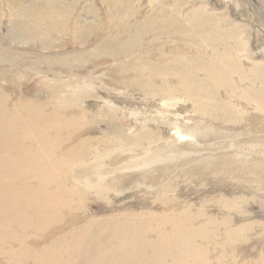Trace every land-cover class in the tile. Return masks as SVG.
Instances as JSON below:
<instances>
[{
  "label": "rangeland",
  "instance_id": "rangeland-1",
  "mask_svg": "<svg viewBox=\"0 0 264 264\" xmlns=\"http://www.w3.org/2000/svg\"><path fill=\"white\" fill-rule=\"evenodd\" d=\"M263 90L264 0H0V264H264Z\"/></svg>",
  "mask_w": 264,
  "mask_h": 264
},
{
  "label": "bare ground",
  "instance_id": "bare-ground-1",
  "mask_svg": "<svg viewBox=\"0 0 264 264\" xmlns=\"http://www.w3.org/2000/svg\"><path fill=\"white\" fill-rule=\"evenodd\" d=\"M208 39H209V38H208ZM244 70H246V69H244ZM242 73H243V72H242ZM210 74H211V73H210ZM240 76H242V75H240ZM202 77H203V76H202ZM208 78H209V77H208ZM242 78H243V77H242ZM242 78H241V79H242ZM239 79H240V78H239ZM243 79H245V78H243ZM206 80H207V79H206ZM214 80H215V79H214ZM214 83H215V82H214ZM215 84H216V83H215ZM215 84H214V86H215ZM70 87H71V86H70ZM248 88H249V87H248ZM249 89H250V88H249ZM249 89H248V91H249ZM262 89H263V88H262ZM211 90H212V89H211ZM263 91H264V90H263ZM242 92H243V91H242ZM259 92H260V91H259ZM1 93H2V92H0V94H1ZM261 93H262V92H261ZM247 95H248V94H247ZM256 95H257V94H256ZM253 96H254V95H253ZM261 96H262V95H261ZM1 97H2V96H1ZM256 97H257V96H256ZM0 99H1V98H0ZM3 99H4V97H3ZM259 99L261 100V97H260ZM2 102H4V101H2ZM257 102L259 103V101H257ZM262 102H263V101H262ZM1 104H2V103H1ZM5 104H6V103H5ZM15 105H16V104H15ZM28 105H29V104H28ZM258 105H259V104H258ZM0 106H1V105H0ZM12 106H14V104H13ZM17 106H18V105H17ZM17 106H16V107H17ZM29 107H30V105H29ZM2 108H3V107H2ZM37 108H38V107H37ZM3 109H4V108H3ZM3 109H2V110H3ZM35 109H36V108H35ZM6 110H8V109H6ZM39 110L41 111V109H39ZM9 111H10V110H9ZM34 111H35V110H34ZM34 111H33V112H34ZM17 112H18V111H17ZM23 112H24V111H23ZM30 112H31V111H30ZM44 112H45V111H44ZM31 113H32V112H31ZM5 114H6V113H4V115H5ZM8 114H9V113H8ZM9 115H10V114H9ZM14 116H15V115H14ZM23 116H24V115H23ZM5 117H6V116H5ZM7 117H8V116H7ZM32 118H33V117H32ZM44 118H45V117H44ZM52 118H53V116H52ZM55 118H56V117H55ZM59 118H60V117H59ZM39 119H40V118H39ZM12 120H13V119H12ZM24 120H25V119H24ZM46 120H48V119L46 118ZM46 120H44V121H46ZM58 120H59V119H58ZM72 120H73V119H72ZM0 121H2L1 117H0ZM3 121H4V120H3ZM6 121H7V120H6ZM16 121H17V120H16ZM39 121H40V120H39ZM42 122H43V121H42ZM48 122H50V120H48ZM67 122H68V121H67ZM13 123H14V122H13ZM45 123H47V122H45ZM0 124L2 125L1 128H2V130H3V129H4L3 126H5V125H3L2 122H0ZM20 124H22V126H23V123H22V122H21ZM26 124H28V123H26ZM36 125H37V123H36ZM55 125H56V124H55ZM63 125H66V124H63ZM24 126H25V125H24ZM42 126H43V125H42ZM47 126H48V125H47ZM15 127H16V126H15ZM25 127H26V126H25ZM27 127H28V126H27ZM39 127H40V126H39ZM43 127H44V126H43ZM43 127H42V128H43ZM49 127H50V126H49ZM32 128H33V127H32ZM32 128H31V129H32ZM45 128H46V127H45ZM52 128H54V127H52ZM58 128H59V127H58ZM66 128H67V127H66ZM28 129H29V127H28ZM39 129H40V128H39ZM39 129H38V130H39ZM54 129H56V128H54ZM63 129H65V128H63ZM11 130H14V129H11ZM21 130H22V129H21ZM26 130H27V129H26ZM29 130H30V129H29ZM43 130H44V129H43ZM60 130H62V128H61ZM14 131H15V130H14ZM40 131H41V130H40ZM40 131H39V132H40ZM49 131H50V130H49ZM7 132H8V131H7ZM22 132H23V131H22ZM31 132H33V131H30V133H31ZM35 132H36V131H34L33 133H35ZM42 132H43V131H42ZM46 132H47V131H46ZM16 133H17V132H16ZM27 133H28V131H27ZM67 133H68V131H67ZM2 134H4V133H2ZM17 134H18V133H17ZM17 134H16V135H17ZM20 134H21V133H20ZM50 134H51V133H50ZM50 134H49L48 136H50ZM6 135H7V134H6ZM13 135H14V134H13ZM13 135H12V136H13ZM16 135H14V136H16ZM18 135H19V134H18ZM60 135H61V134H60ZM60 135H58V136H60ZM8 136H9V135H8ZM29 136H30V135H29ZM41 136H42V134H41ZM41 136H40V137H41ZM51 136H52V135H51ZM54 136H55V135H54ZM5 137H6V136H5ZM34 137H35V136H34ZM40 137H39V135H38V139H39V140H41ZM11 138H12V137H11ZM13 138H14V137H13ZM18 138H19V137H18ZM44 138H45V137H44ZM58 138H59V137H58ZM19 139H20V138H19ZM19 139L16 140V141L18 142ZM27 139H29V138H27ZM53 139L55 140V138H53ZM56 139H57V138H56ZM59 139H60V138H59ZM59 139H58V140H59ZM7 140H9V138H8ZM34 140L37 141L36 137L34 138ZM39 140H38V141H39ZM51 140H52V138H51ZM54 140H53V141H54ZM24 141H25V140H24ZM36 141H35V142H36ZM46 141H47V140H46ZM0 142H3V141H1V139H0ZM10 142H13V141H10ZM10 142H9V143H10ZM14 142H15V141H14ZM30 142H31V141H30ZM39 142H40V141H39ZM19 143H20V142H19ZM22 143L24 144V142H22ZM22 143H21V145H23ZM26 143H27V142H26ZM28 143H29V142H28ZM28 143H27L26 145H29ZM31 143H32V142H31ZM42 143H43V142H42ZM42 143L40 144V147H43V146H44V144H43V146H41ZM46 143H47V142H46ZM52 143H53V142H52ZM52 143H51V144H52ZM54 143H55V141H54ZM54 143H53V144H54ZM1 144H2V143H1ZM38 144H39V143H38ZM11 145H12V144H11ZM14 145H15V144H14ZM33 145H34V144H33ZM35 145H36V144H35ZM59 145H60V144H59ZM17 146H18V143H17ZM23 146H25V144H24ZM30 146H31V144H30ZM49 146H50V145H49ZM6 147H7V146H6ZM14 147H16V146H14ZM51 147H52V146H51ZM9 148H10V147H9ZM9 148H8V150H9ZM17 148H18V147H17ZM25 148H26V147H25ZM49 148H50V147H49ZM4 149H5V148H4ZM39 149H40V148H39ZM5 150H6V149H5ZM14 150H15V149H14ZM23 150H24L25 153H26V149L23 148ZM23 150H22V151H23ZM28 150H29V149H28ZM50 150H51V149H50ZM0 151H1V150H0ZM36 151H37V148H36ZM41 151H42V150H41ZM55 151H56V150H55ZM1 152H3V151H1ZM19 152H20V151H19ZM19 152H18V154H20ZM15 153H16V152H15ZM25 153L23 154L24 156H25ZM36 153H37V152H36ZM38 153H41V152H38ZM42 153H45V151H44V152L42 151ZM55 153H56V152H55ZM0 154H1V153H0ZM5 154H6V153H5ZM5 154H1V156H2V155L4 156ZM34 154H35V153H34ZM47 154H48V153H47ZM47 154L45 153V155H47ZM10 155H11V154H10ZM15 155H16V154H15ZM20 155H22V154H20ZM23 155L21 156V158L23 157ZM31 156H32V155H31ZM49 156H50V155H49ZM55 156H56V155H55ZM55 156H54V157H55ZM8 157H9V156H8ZM8 157H7V154H6V158L10 160V158H8ZM12 157H14V156H12ZM12 157H11V158H12ZM39 157H40V156H39ZM41 157H42V156H41ZM54 157H53V158H54ZM1 158H2V157H1ZM3 158H5V157H3ZM14 158H15V157H14ZM25 158L27 159L26 156H25ZM44 158H45V157H44ZM46 158H47V157H46ZM15 159H16V158H15ZM26 159H25V160H26ZM32 159H34V158H32ZM51 159H52V158H51ZM9 160H7L8 163H10V161H11V160H10V161H9ZM16 160H17V159H16ZM19 160H20V159H19ZM19 160H18V161H19ZM22 160H23V162H25L24 159H22ZM28 160L31 161V159H29V157H28ZM38 160H39V159H38ZM40 160H41V159H40ZM26 161H27V160H26ZM33 161H34V160H33ZM14 162H15V161H14ZM27 162H28V161H27ZM36 162H37V160H36ZM38 162H39V161H38ZM38 162H37V163H38ZM44 162H45V161H44ZM1 163H2V162H1ZM45 163H47V162H45ZM49 163L51 164L52 162L50 161ZM59 163H60V162H59ZM4 164H6V163H4ZM4 164L2 163L1 165L3 166ZM12 164H13V162H12ZM14 164H15V163H14ZM25 164H26V162H25ZM29 164L31 165V162H30ZM29 164L27 163L28 166H29ZM6 165H8V164H6ZM27 165H24V167H26ZM36 165H37V164H36ZM40 165H41V164H40ZM51 165H52V164H51ZM4 166H5V165H4ZM4 166H3V167H4ZM28 166H27V168H28ZM33 166H34V165H33ZM37 166H38V165H37ZM52 166H53V165H52ZM5 167H7V166H5ZM19 167H20V166H19ZM46 167H47V166H46ZM57 167H58V166H57ZM27 168H26V169H27ZM31 168H32V165H31ZM31 168H30V169H31ZM38 168H39V166H38ZM52 168H53V167H52ZM11 169H12V168H11ZM22 169H23V168H22ZM26 169H25V171H26ZM28 169H29V168H28ZM28 169H27V170H28ZM32 169L36 170L35 167L32 168ZM9 170H10V168H9ZM45 170H46V169H45ZM17 171H18V169H17ZM29 171H30L29 173L32 174V173H31V170H29ZM32 171H33V170H32ZM46 171H47V170H46ZM51 171H52V170H51ZM7 172H8V171H7ZM9 172H10V171H9ZM11 172H12V171H11ZM18 172H19V171H18ZM18 172H17V173H18ZM35 172H36V171H35ZM12 173H13V172H12ZM15 173H16V172H15ZM20 173H22V172L20 171ZM20 173H19L18 175H20ZM2 174H3V173H2ZM5 175H6V173H5ZM8 175H9V173H8ZM14 175H15V174H14ZM14 175H13V176H14ZM16 175H17V174H16ZM25 175L27 176V172H26ZM32 175H33V174H32ZM35 175H36V174H35ZM6 176H7V175H6ZM50 176H51V174H50ZM4 177H5V176H4ZM4 177L1 176V178H4ZM16 177H17V176H16ZM30 177H31V176H30ZM8 178H9V177H8ZM24 178H25V177H24ZM47 178H48V175H47ZM49 178H50V177H49ZM51 178H52V177H51ZM26 179H27V178H26ZM1 180L4 181V179H1ZM8 180H9V179H8ZM19 180H20V179H19ZM30 180H31V179H30ZM14 181H16V180H14ZM52 181H53V180H52ZM4 183H5V182H4ZM1 184H2V183H1ZM10 184H11V183H10ZM10 184H9V185H10ZM13 184H14V183H13ZM17 184H18V183H17ZM28 184H30V183H28ZM48 184H49V183H48ZM2 185H3V184H2ZM25 185H26V184H25ZM10 186H11V185H10ZM13 186H14V185H13ZM20 186H21V184H20ZM7 188H8V187H7ZM47 188L49 189V187H47ZM0 189H1V188H0ZM2 189L4 190V188H2ZM9 189H10V187H9ZM9 189H7V190H9ZM32 189H33V188H32ZM58 189H59V188H58ZM0 191H1V190H0ZM26 191H27V190H26ZM44 191H45V190H44ZM34 192H35V191H34ZM3 193H4V192H3ZM9 193H10V192H9ZM13 193H14V192H13ZM45 193H46V192H45ZM11 194H12V193H10V196H11ZM17 194H18V193H17ZM25 194H26V193H25ZM25 194H24V195H25ZM34 194H35V193H34ZM12 195H13V194H12ZM38 195H39V194H38ZM51 195H52V194H51ZM18 196H19V195H18ZM20 196H21V195H20ZM22 196H23V195H22ZM32 196H33V195H32ZM36 196H37V195H36ZM34 197H35V196H34ZM39 197H40V196H39ZM16 198H17V197H16ZM26 198H27V197H26ZM28 198H30V197H28ZM47 198H48V197H47ZM4 199H5V198H4ZM48 199L51 200V198H48ZM5 200H6V199H5ZM8 200H9V198H8ZM19 200H20V199H19ZM25 200H26V199H25ZM40 200H42V199L39 198V201H40ZM0 201H1V200H0ZM37 201H38V198H37ZM39 201H38V203H39ZM45 201H47V200H45ZM51 201H52V200H51ZM1 202H2L3 204H5L3 201H1ZM13 202H15V201H13ZM17 202H18V200H17ZM19 202H20V201H19ZM63 202H65V201H63ZM67 202H68V201H67ZM9 203H10V202H9ZM21 203H22V200H21ZM24 203H25V201H24ZM26 203H27V201H26ZM43 203H44V202H43ZM46 203H47V202H46ZM46 203H44V204H45L46 206H47V204H48V206H49V203H47V204H46ZM60 203H61V202H60ZM65 203H66V202H65ZM3 204H2V205H3ZM13 204H15V203H13ZM18 204H19V203H18ZM10 205H11V203H10ZM23 205H24V204H22V205H17V206H18V209H19V206H23ZM25 205H26V204H25ZM11 206H12V205H11ZM13 206H14V205H13ZM27 206L29 207L28 209L31 210V209H33V206H35V205H33V206L30 205V206H29V205L27 204ZM0 207H1V206H0ZM3 207H4V206H3ZM23 207H25V206H23ZM30 207H31V209H30ZM42 207H43V206H42ZM49 207H50V206H49ZM8 208H9V207H7V211L9 210ZM20 208H22V207H20ZM63 208H64V207H63ZM10 209H11V208H10ZM15 209L17 210V208H15ZM26 209H27V207H26ZM35 209H37V212H39V211H38V210H39V207H38V208H35V207H34L33 210H35ZM46 209H47V207H46ZM41 210H42V208H41ZM51 210H52V208H51ZM49 211H50V210H49ZM49 211H48V214H50ZM8 212H9V213L11 212L10 214H12V210H11V211H8ZM21 212L24 213L25 211H22V210H21ZM35 212H36V210H35ZM37 212L35 213L36 215L39 214V213L37 214ZM42 212H44V210H42ZM46 212H47V211H46ZM51 212H52V211H51ZM14 214H15V213H14ZM14 214H13V215H14ZM31 214H32V213H31ZM54 214H55V212H54ZM1 215L3 216V214H1ZM1 215H0V216H1ZM13 215H12V216H13ZM18 215H19V214H18ZM26 215H28V213H26ZM29 215H30V214H29ZM45 215H47V213H46ZM4 216H9V215H8V214H6V215L4 214ZM10 216H11V215H10ZM12 216H11V217H12ZM15 216L18 217L17 215H14V218H15V219H16ZM39 216H40V214H39ZM51 216H52V214H51ZM51 216H44V218H45V217H49V218H50ZM19 217L21 218L22 216H19ZM52 217H53V216H52ZM54 217H55V216H54ZM3 218H4V217H3ZM6 218H7V217H6ZM4 219H5V218H4ZM12 219H13V218H12ZM12 219H10V220L12 221ZM17 219H18L17 221L13 220V222L15 221L14 223H16V222L18 223L20 219H19V218H17ZM53 219H54V218H53ZM2 220H3V219H2ZM21 220H23V219L21 218ZM28 220H29V219H28ZM30 220H32V219H30ZM44 220L47 221V219H44ZM44 220H43V221H44ZM126 220H127V219H126ZM5 221H6V220H3V222H5ZM7 221H8V219H7ZM24 221H25V219L23 220V222H22L23 224H22V225H26V224H24ZM26 221H27V220H26ZM26 221H25V222H26ZM33 221H34V220H32L31 224H33ZM36 221H37V220H36ZM36 221H35V222H36ZM49 221H50V219H49ZM117 221H119V219H118ZM129 221H130V220H129ZM131 221H132V220H131ZM133 221H134V220H133ZM133 221H132V222H133ZM8 222H9V221H8ZM28 222H29V221H28ZM9 223H10V222H9ZM11 223H12V222H11ZM17 223H16V224H17ZM20 223H21V221H20ZM29 223H30V222H29ZM133 223H134V222H133ZM31 224H30V226H31ZM108 224H109V223H108ZM126 224H128V223H126ZM134 224H135V223H134ZM5 225H6V223H5ZM27 225H29V224L27 223ZM132 225H133V224H132ZM136 225L138 226V224H136ZM175 225H176V224H175ZM187 225H188V224H187ZM3 226H4V225H3ZM6 226L9 227V224L6 225ZM11 226H12V225H11ZM20 226H21V224H20ZM119 226H120V225H119ZM126 226H127V225H126ZM129 226H130V225H129ZM129 226H128V227H129ZM7 227H6V228L4 227V228H5L4 231H6ZM121 227H122V226H121ZM121 227H120V228H121ZM123 227H125V226H123ZM134 227H135V226H134ZM139 227H142V226H139ZM158 227H159V226H157V228H158ZM2 228H3V227H2ZM10 228H11V227H10ZM23 228H24V227H23ZM120 228H119V231H120ZM135 228H137V227H135ZM157 228H156V230H157ZM0 229H1V228H0ZM32 229H33V228H32ZM74 229H75V228H74ZM83 229H84V228H83ZM85 229H86V228H85ZM123 229H124V228H123ZM127 229H128V228H127ZM140 229H141V228H139V230H140ZM142 229H143V228H142ZM178 229H179V228H178ZM186 229H188V228H186ZM10 230H11V229H10ZM10 230H9V232H10ZM23 230H25V229H23ZM75 230H76V229H75ZM86 230H87V229H86ZM124 230H126V229H124ZM137 230H138V229H137ZM25 231H26V230H25ZM79 231H80V230H79ZM129 231H132V230H129ZM135 231H136V230H135ZM135 231H134V232H135ZM140 231H141V230H140ZM144 231H146V229H144ZM144 231H142V232H144ZM171 231H172V230H171ZM171 231H170V234L172 233ZM110 232H111V231H110ZM134 232H133V233H134ZM138 232H139V231H138ZM177 232H178V231H177ZM1 233H2V231H1ZM1 233H0V234H1ZM3 233H4V232H3ZM3 233L1 234L2 236H3L5 233H6V234H9V233H8V230H7V232H5L4 234H3ZM79 233H80V232H79ZM117 233H118V232H117ZM122 233H123V232H122ZM6 234H5V235H6ZM77 234H78V233H77ZM118 234H119V233H118ZM120 234H121V233H120ZM135 234L137 235L136 232H135ZM139 234H140V233H139ZM160 234H161V233H160ZM126 235H127V234H126ZM130 235H131V234H129V236H130ZM136 235H135V236H136ZM139 236H140V235H139ZM139 236H138V237H139ZM141 236L144 237V234L141 235ZM141 236H140V238H141ZM159 236H160V235H159ZM70 237H71V236H70ZM97 237L99 238V236H97ZM131 237H132V236H131ZM160 237H161V236H160ZM160 237H159V238H160ZM174 237H175V236H174ZM176 237H177V236H176ZM178 237H179V236H178ZM0 238L2 239L1 236H0ZM3 238H4V237H3ZM5 238H7V237H5ZM75 238H76V237H75ZM105 238H106V237H105ZM119 238H120V237H119ZM125 238H126V237H125ZM157 238H158V237H157ZM26 239H27V237H26ZM73 239H74V238H73ZM79 239H80V238H79ZM88 239L90 240V238H88ZM99 239H100V238H99ZM142 239H144V238H142ZM3 240H4V239H3ZM65 240H66V239H65ZM107 240H109V239H107ZM113 240H114V238H113ZM126 240H127V239H126ZM0 241H1V240H0ZM6 241H7V240H6ZM73 241H74V240H73ZM86 241H87V240H86ZM104 241H105V240H104ZM109 241H110V240H109ZM116 241H117V240H116ZM122 241H124V240H122ZM160 241H161V239H160ZM74 242H75V241H74ZM77 242H78V241H77ZM77 242H76V243H77ZM81 242H82V241H81ZM120 242H121V241H120ZM144 242H145V241H144ZM25 243H26V241H25ZM62 243H64V242L62 241ZM105 243H107V242L105 241ZM110 243H111V241H110ZM125 243H127V241H126ZM131 243H132V242H131ZM133 243H134V242H133ZM136 243H137V242H136ZM136 243H134V244H136ZM146 243H147V242H145V245H146ZM177 243L180 244V242H177ZM71 244H72V243H71ZM112 244H113V242H112ZM114 244H115V243H114ZM123 244H124V243H123ZM123 244L120 243L119 245H123ZM134 244H132V245H134ZM152 244H153V243H152ZM152 244H151V245H152ZM159 244H160V243H159ZM164 244H165V243H164ZM37 245H38V244H37ZM103 245H104V244H103ZM117 245H118V244H117ZM124 245H125V244H124ZM129 245H131V244H129ZM132 245H131V246H132ZM147 245H148V244H147ZM147 245H146V246H147ZM151 245H149V246L151 247ZM180 245H181V244H180ZM182 245H183V244H182ZM28 246H29V245H28ZM28 246H27V244H26V247H28ZM110 246H111V245H110ZM112 246H113V245H112ZM143 246H144V245H143ZM143 246H142V247H143ZM155 246H156V245H155ZM155 246L153 245L154 250H155L156 248L159 247V246H158V247H157V246L155 247ZM162 246H163V242H162ZM11 247H13V246H11ZM133 247H134V246H132V248H133ZM140 247H141V245H140ZM140 247H138V248H140ZM142 247H141V248H142ZM160 247H161V245H160ZM163 247H165V246H163ZM62 248H63V247H62ZM64 248H65V247H64ZM110 248H112V247H110ZM120 248H121V247H120ZM123 248H125V247H123ZM148 248H149V247H148ZM65 249H66V248H65ZM67 249H68V248H67ZM88 249H89V248H88ZM103 249H104V248H103ZM117 249H118V248H117ZM146 249H147V247H146ZM158 249H159V248H158ZM27 250H28V249H27ZM58 250H59V249H58ZM86 250H87V248H86ZM86 250L84 249V251L87 253ZM113 250H114V249H113ZM118 250H119V249H118ZM118 250H117V251H118ZM140 250H141V249H140ZM140 250L138 249L137 252H139ZM164 250H165V249H164ZM22 251H23V250H22ZM25 251H26V250H25ZM25 251H24V253H25ZM51 251H52V250H51ZM68 251H69V250H68ZM98 251H99V249H98ZM102 251H103V250H102ZM120 251H122V250H120ZM127 251H128V250H127ZM141 251H142V250H141ZM141 251H140V252H141ZM150 251H151V250H150ZM158 251H159V250H156L157 253H158ZM103 252H104V251H103ZM111 252H112V251H111ZM140 252H139V253H140ZM164 252H165V251H164ZM58 253H59V252H58ZM62 253H63V252H62ZM71 253H72V252H71ZM113 253H114V251H113ZM115 253H116V252H115ZM128 253H129V252H128ZM157 253H155V254H157ZM30 254H31V253H30ZM92 254H93V253H92ZM117 254H119V253H117ZM132 254H133V253H132ZM136 254H137V253H136ZM159 254H160V253H159ZM169 254H170V253H168V255H169ZM68 255H69V254H68ZM70 255H71V254H70ZM70 255H69V256H70ZM83 255H84V254H83ZM161 255H162V254H161ZM161 255H160V256H161ZM35 256H36V255H35ZM42 256H43V255H42ZM81 256H82V255H81ZM84 256H85V255H84ZM97 256H99V255H97ZM105 256H106V255H105ZM119 256H120V255H119ZM119 256H118V258H119ZM123 256H124V255H123ZM123 256H122V257H123ZM127 256H128V255H127ZM133 256H135V255H133ZM136 256H137V255H136ZM157 256H158V254H157ZM23 257H24V256H23ZM74 257H75V256H74ZM110 257H111V256H110ZM125 257H126V256H125ZM129 257H130V255H129ZM146 257H147V256H146ZM39 258H40V257H39ZM89 258H91V257H89ZM111 258L113 259V257H111ZM115 258H116V257H115ZM126 258H127V257H126ZM131 258H132V257H131ZM133 258H134V257H133ZM136 258H137V257H136ZM155 258H156V257H155ZM86 259H87V258H86ZM93 259H94V258H93ZM93 259H91V261H93ZM116 259H117V258H116ZM134 259H135V258H134ZM138 259H140V258L138 257ZM71 260H72V259H71ZM78 260H79V259H78ZM80 260H81V259H80ZM82 260H83V259H82ZM101 260H102V259H101ZM121 260H122V259H121ZM162 260H163V259H162ZM41 261H42V260H41ZM43 261H44V260H43ZM75 261H76V260H75ZM96 261H97V260H96ZM140 261H141V260H140ZM146 261H147V260H146ZM97 262H98V261H97ZM129 262H130V261H129ZM134 262H135V261H134ZM202 262H203V261H202ZM84 263L86 264V262H84ZM93 263H94V262H93ZM113 263H114V262H113ZM124 263H125V261H124ZM124 263H123V264H124ZM132 263H133V262H132ZM141 263H142V262H141ZM143 263H144V262H143ZM63 264H65V263H63ZM75 264H76V263H75ZM79 264H80V263H79ZM95 264H96V262H95ZM101 264H102V263H101ZM121 264H122V263H121ZM125 264H126V263H125ZM134 264H135V263H134Z\"/></svg>",
  "mask_w": 264,
  "mask_h": 264
}]
</instances>
